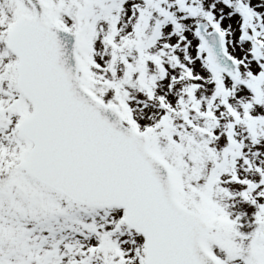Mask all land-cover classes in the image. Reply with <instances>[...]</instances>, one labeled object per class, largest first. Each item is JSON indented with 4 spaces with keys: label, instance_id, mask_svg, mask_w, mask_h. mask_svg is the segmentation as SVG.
I'll return each instance as SVG.
<instances>
[{
    "label": "snow or ice",
    "instance_id": "1",
    "mask_svg": "<svg viewBox=\"0 0 264 264\" xmlns=\"http://www.w3.org/2000/svg\"><path fill=\"white\" fill-rule=\"evenodd\" d=\"M0 264H264V0H0Z\"/></svg>",
    "mask_w": 264,
    "mask_h": 264
}]
</instances>
